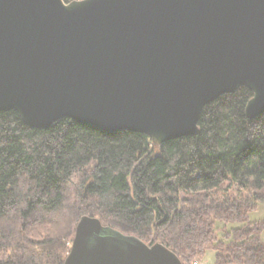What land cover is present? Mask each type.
Returning a JSON list of instances; mask_svg holds the SVG:
<instances>
[{"label":"water","instance_id":"obj_1","mask_svg":"<svg viewBox=\"0 0 264 264\" xmlns=\"http://www.w3.org/2000/svg\"><path fill=\"white\" fill-rule=\"evenodd\" d=\"M241 86L245 116L263 113L264 0H0V111L27 126L70 118L161 145ZM63 264L182 262L82 215Z\"/></svg>","mask_w":264,"mask_h":264},{"label":"trees","instance_id":"obj_2","mask_svg":"<svg viewBox=\"0 0 264 264\" xmlns=\"http://www.w3.org/2000/svg\"><path fill=\"white\" fill-rule=\"evenodd\" d=\"M251 96L246 86L220 95L194 134L161 145L70 118L30 127L0 111V264H63L82 215L160 242L182 264L207 249L216 264H264V220L248 219L264 203V112L245 116Z\"/></svg>","mask_w":264,"mask_h":264},{"label":"rangeland","instance_id":"obj_3","mask_svg":"<svg viewBox=\"0 0 264 264\" xmlns=\"http://www.w3.org/2000/svg\"><path fill=\"white\" fill-rule=\"evenodd\" d=\"M65 2H67V1H65ZM230 192H231V189H230ZM248 219H249L250 222L263 221L264 220V203L258 204L255 209L251 210L249 212V214H248ZM222 226L223 225L221 223H218V229H219L218 234H219V236H222V234L224 233ZM226 229H228V228H226ZM260 237H261L262 241H264V229H263ZM198 263L199 264H216L215 250L207 249L204 252V254L201 255V257H199ZM225 264H242V263H234V262H232V263H225Z\"/></svg>","mask_w":264,"mask_h":264},{"label":"built area","instance_id":"obj_4","mask_svg":"<svg viewBox=\"0 0 264 264\" xmlns=\"http://www.w3.org/2000/svg\"><path fill=\"white\" fill-rule=\"evenodd\" d=\"M65 1H68V0H65ZM193 264H197V262H196V261H194V262H193Z\"/></svg>","mask_w":264,"mask_h":264},{"label":"bare ground","instance_id":"obj_5","mask_svg":"<svg viewBox=\"0 0 264 264\" xmlns=\"http://www.w3.org/2000/svg\"><path fill=\"white\" fill-rule=\"evenodd\" d=\"M150 141H151V139H150ZM166 142V141H165ZM154 144V143H153Z\"/></svg>","mask_w":264,"mask_h":264}]
</instances>
